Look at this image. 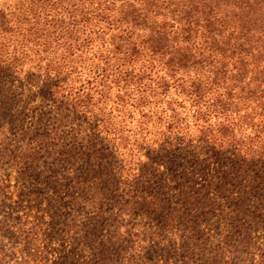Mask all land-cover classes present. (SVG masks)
Returning <instances> with one entry per match:
<instances>
[{
  "label": "trees",
  "instance_id": "obj_1",
  "mask_svg": "<svg viewBox=\"0 0 264 264\" xmlns=\"http://www.w3.org/2000/svg\"><path fill=\"white\" fill-rule=\"evenodd\" d=\"M7 78L138 205L169 202L165 163L189 212L227 208L240 238L264 232V0H0V90ZM185 223L199 264L220 260Z\"/></svg>",
  "mask_w": 264,
  "mask_h": 264
},
{
  "label": "rangeland",
  "instance_id": "obj_2",
  "mask_svg": "<svg viewBox=\"0 0 264 264\" xmlns=\"http://www.w3.org/2000/svg\"><path fill=\"white\" fill-rule=\"evenodd\" d=\"M4 80L0 264H199V255L184 246L186 220L197 222L193 242L222 256L215 264H250V258L259 264L264 257V232L253 229L240 238L227 208L189 212L174 196L175 182L165 174V163L158 169L170 200L156 213L123 188L108 186L104 175L87 172L94 163L107 166L99 153L87 149L85 139L73 142L68 126L61 127L65 134L52 130L55 112L41 97L28 92L11 100L9 78ZM206 178L202 171L192 174L196 195ZM227 250L235 263L223 258Z\"/></svg>",
  "mask_w": 264,
  "mask_h": 264
}]
</instances>
